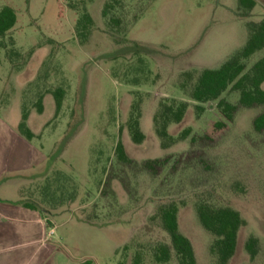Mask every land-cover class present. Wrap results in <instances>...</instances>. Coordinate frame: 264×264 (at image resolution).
I'll use <instances>...</instances> for the list:
<instances>
[{"label":"rangeland","instance_id":"obj_1","mask_svg":"<svg viewBox=\"0 0 264 264\" xmlns=\"http://www.w3.org/2000/svg\"><path fill=\"white\" fill-rule=\"evenodd\" d=\"M110 1L0 0V11L11 7L18 17L16 26L0 37V115L13 124L28 111L35 144L48 155L45 167L26 176L21 198L37 203L48 222L55 220L57 238L67 239L74 254L93 252L99 264H117L115 245L120 246L119 263L132 264L139 253L143 264H157L155 249L170 244V238L153 217L170 203L180 207L182 232L191 239L199 263L209 264L213 238L201 226L195 205L206 201L230 207L247 222L232 264H264V131L257 133L253 126L264 109L241 107L239 94L229 90L221 99L237 107L232 122L222 117L218 101L203 105L205 112L198 117V104L189 96L192 84L181 89V73L218 69L245 47L247 23L263 20L264 0H256L247 19L239 17L237 0H119L104 18ZM86 11L94 25L84 38L78 22ZM112 18L120 19L121 26L110 23ZM132 41L167 56L101 60ZM263 56L261 51L248 60L247 71ZM57 88L65 89L66 96L56 117L51 93ZM41 97L44 113L39 115ZM140 99L146 140L138 146L127 122ZM163 100L190 106L170 134L178 137L192 129L186 141L167 150L154 127ZM221 120L227 128L208 139L209 125ZM120 140L131 164L115 155ZM155 160L161 164L154 174L145 163ZM82 220L118 231L84 227ZM250 237L260 242L254 262L245 250Z\"/></svg>","mask_w":264,"mask_h":264},{"label":"trees","instance_id":"obj_2","mask_svg":"<svg viewBox=\"0 0 264 264\" xmlns=\"http://www.w3.org/2000/svg\"><path fill=\"white\" fill-rule=\"evenodd\" d=\"M237 11L241 19H247L257 6L256 0H237ZM119 4V0H111L106 3L103 9V17L107 18L110 11L114 10ZM18 17L11 7H5L0 11V37L10 32L17 23ZM110 23L115 26H121L120 19L112 18ZM94 25L93 18L86 11L82 19L78 22V28L82 30L81 36L86 38L90 32V28ZM249 39L243 49L233 55L228 61L223 63L218 69L205 68L196 73L195 71H187L181 73L184 78L181 84L183 91L188 90V86L192 84L189 91L190 99L196 102L197 116L200 117L205 108L203 105L218 101V110L222 117L232 122L237 107L221 97L229 90L239 94V104L245 109L254 107H263L264 109V57L255 62L252 68L247 71V62L254 55L264 50V18L260 22L247 23ZM128 44L115 52L103 55L101 60H117L126 55H147V56H167L161 53L151 45L139 42H127ZM126 49V50H124ZM168 56H171L170 54ZM83 81L82 85V106L86 96V90ZM55 102V116H59L62 111L66 91L63 88H57L51 93ZM142 100L133 103L131 112L127 122V128L132 142L135 145H142L146 140V135L141 128V111ZM189 103L186 101H166L163 100L159 104V109L154 116V127L157 137L160 139L161 147L167 150L180 142L186 141L192 129L183 130L178 137L170 134L169 128L172 125L181 124L188 112ZM37 113H44L43 97L36 103ZM82 110V114H84ZM30 113L24 112L17 131L28 142L36 139V135L32 132L28 125ZM254 130L257 133L264 131V111L253 123ZM227 128L224 121L212 122L207 131V138L214 140ZM72 139V136L68 137ZM70 139V140H71ZM117 159L125 164H131L132 160L128 157L125 146L120 140L115 149ZM166 162V161H165ZM160 160L147 161L145 167L155 174V166L160 165ZM16 204L34 211H41L39 205L32 201L21 200ZM198 220L203 229L209 233L213 240L209 247V254L212 258V264H230L234 258L240 231L247 225L246 220L241 214L230 207H217L206 201H199L195 205ZM180 207L176 203L162 205L158 208L157 214L153 219H158L161 223L163 231L169 236L170 244H160L154 252V260L157 264H197V258L192 242L180 231L179 227ZM152 219V220H153ZM99 228H105L100 227ZM245 250L249 254L250 259L254 262L259 254L260 242L255 237H250L245 243ZM143 256L137 253L132 264H143ZM119 264H127L121 262Z\"/></svg>","mask_w":264,"mask_h":264},{"label":"crops","instance_id":"obj_3","mask_svg":"<svg viewBox=\"0 0 264 264\" xmlns=\"http://www.w3.org/2000/svg\"><path fill=\"white\" fill-rule=\"evenodd\" d=\"M262 88L264 89V84ZM4 111L6 112L5 109ZM29 122L30 118V127ZM19 123L20 121L12 124L0 115V264H99L93 252L79 257L69 249L67 239H58L55 220L48 222L49 219L39 211L16 204L23 200L21 192L27 182L26 176L45 167L48 162L44 148L37 146L34 140L28 142L18 134ZM34 134L37 136V133ZM80 225L106 231L115 229L90 226L83 220ZM179 227L182 232L180 220ZM239 245L238 238L237 251ZM119 247L115 245L112 249V256L117 264ZM195 254L197 264H200L196 250ZM209 264H212L210 254Z\"/></svg>","mask_w":264,"mask_h":264}]
</instances>
